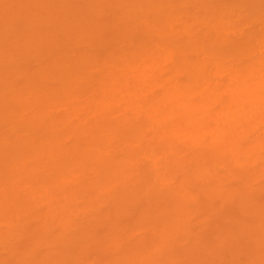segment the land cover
I'll return each mask as SVG.
<instances>
[{
    "label": "clouds",
    "instance_id": "obj_1",
    "mask_svg": "<svg viewBox=\"0 0 264 264\" xmlns=\"http://www.w3.org/2000/svg\"><path fill=\"white\" fill-rule=\"evenodd\" d=\"M0 264H264V0H0Z\"/></svg>",
    "mask_w": 264,
    "mask_h": 264
}]
</instances>
